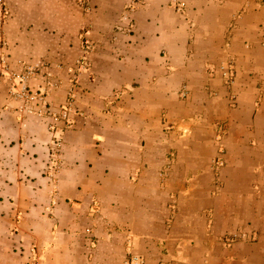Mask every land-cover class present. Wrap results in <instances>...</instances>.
<instances>
[{
    "label": "crops",
    "instance_id": "obj_1",
    "mask_svg": "<svg viewBox=\"0 0 264 264\" xmlns=\"http://www.w3.org/2000/svg\"><path fill=\"white\" fill-rule=\"evenodd\" d=\"M132 1L94 0L85 14L79 0H9L11 68L48 60L47 100L70 118L27 112L0 73V264H125L133 252L144 264H264V162L245 169L254 155L264 158V144L248 147L264 142V104L254 121L245 70L255 58L244 47L245 30L257 29L254 0H138L134 34L114 37V20ZM245 7L228 50L225 32ZM30 13L33 25L15 16ZM233 56L243 82L233 88L236 107L218 74ZM47 84L42 75L31 80L35 89ZM221 125L233 163L218 190L200 150L215 147ZM52 126L63 138L60 156H52ZM178 140L196 167L171 169L160 182ZM242 228L256 241L220 242Z\"/></svg>",
    "mask_w": 264,
    "mask_h": 264
},
{
    "label": "rangeland",
    "instance_id": "obj_2",
    "mask_svg": "<svg viewBox=\"0 0 264 264\" xmlns=\"http://www.w3.org/2000/svg\"><path fill=\"white\" fill-rule=\"evenodd\" d=\"M34 1H36V0H34ZM93 1L94 0H79L78 4L81 8V11L85 14H86V10H88V13H93V6H92ZM220 1L225 2V3H222L225 5L226 1L231 3L234 0H219V2ZM3 2H5V4H6L7 15L4 19V17H2L3 15L0 11V24H2V26L4 28V39H5V42L7 45V51H9V45L10 44H9L8 36L6 33H7V28L9 27L10 20L13 16L12 15L13 13L11 11L9 0H3ZM182 2H184V1H182ZM182 2H179V4ZM253 2L254 3L251 6H249L248 9H251L252 13H257V14L255 16L253 15L251 17L250 24L256 25L257 29L256 30H254V29L245 30V32H246L245 36H246L247 41L244 42V47H245V50L253 52V56L255 57L253 61L247 62L246 66H245L246 75L249 77L246 80L255 89L254 91L256 93L255 95H253L254 96V98H253L254 109L252 111V113H255V114H253V120L255 121V119L257 118V117L255 118L256 115L258 117H260V114L262 113L261 105H262V103L264 104V99L262 97V94H263L262 92H264V0H254ZM184 3L186 4V2H184ZM140 5H141V2H139L138 0L132 1L131 3L126 5L125 9L121 12V14L118 15L117 18H115V20H114L115 28L113 31L114 37H116V33L117 34L120 33V34L124 35L125 37L131 36L134 34L135 31H133V33L131 35L126 32L127 24H124L122 22V18L124 15H126L128 13L129 7L135 6V11H137L139 9ZM245 10H246V7L243 8L242 12H239V14L235 15L234 19H231V23L229 25V28L225 32V46H226V49H228V50L231 47V43L229 40H231L233 38L234 32L238 26L237 23L243 17ZM135 11L131 14L128 13V14H130V18H129L128 22L132 23L134 25L133 30H135V23H134L135 20L133 18V14L135 13ZM15 16H17L18 19L23 18V20L26 21L25 25H27V24L33 25L35 22V19L37 18L38 15L36 13H30V14H22V15H15ZM120 27H123V28L125 27V31H119L118 28H120ZM204 29H205V23H204ZM29 32H32V30L26 31L23 29L24 34H26V33L29 34ZM51 33L52 32H50V34ZM85 46H86L85 52L87 54H90L92 51L95 50V46L93 45V43L90 40L86 43ZM34 50H36V49H34ZM41 50H42V48L37 49L35 53H40ZM85 56L86 55H84V57ZM82 60H83L82 58L79 59L80 65L83 63ZM237 63H238L237 58H235L234 56L231 58L227 57L226 59L224 58L219 62V68H218V74L221 77L220 79H221L222 85H224L228 90V101L230 103V106H233V107H236L237 103H238V97L233 92V88H234V86L236 87L237 84L243 85V82L241 80L239 81V79H238ZM28 64L45 66V68L49 69L52 73H54L52 71V64L48 60L42 59L41 61L38 60L34 63L31 62ZM228 68H230V70L233 73L232 83H228V80L226 79V77L224 75L226 69H228ZM12 70L16 71L14 69H12ZM33 89H35V88H33ZM215 96H216V98L220 97L217 93H215ZM233 97H235V98L233 99ZM223 125H221V127H219L218 133L215 137V143H214L215 147H213V148L208 147L207 144H206L207 147H203L201 144L202 147L200 150L201 153H203V157L200 158V161L202 162V164L204 166L203 169H212V171L214 172V175L216 178V183H215L216 189L219 188L218 185L222 184L221 178H222V174H224L225 169H230V167L233 163V157H232V159H230L228 148H227V136L229 135V128L227 126H223ZM254 128H256V127H254ZM185 144L186 143H181L180 140H178L177 142L176 141L172 142L173 147L171 148L170 154L168 156L169 162L163 168V171L160 172V176H159L160 182L167 180L170 177L171 169H177L176 170L177 172H179L180 169H195L196 163H195L194 159L193 158H187L183 155L184 152L182 150V147L183 146L185 147ZM263 144H264V142H251L248 144V147L251 148V151H258L259 147L262 146ZM259 156L254 155L252 157L253 158L252 164H250L248 166V168H245V169H251V168L255 169L256 166H258V165H256L258 159H262L264 162V158L259 157ZM261 167H263V165ZM261 167L259 166L258 168L262 169ZM234 169H244V168L236 166ZM173 178H174L173 181L176 182L179 180L180 176L174 175ZM178 213H179V211H178ZM166 230H168L167 227H166ZM179 230H181V226L178 227L177 231H179ZM242 234H246L247 237L245 239H239L238 241H235V242L230 241V239L234 235L239 236ZM255 241L256 240H254L252 237H250V234L243 228L237 230L236 232L226 234L223 237H221V239H220V242L222 244H224L225 246L227 245L226 248L230 247V246L232 247L236 243H245V242L246 243H253ZM130 254H135V255L140 256L142 259V264H144V259H143V256L141 254H139L138 252H133ZM130 254L128 255V258L130 257ZM159 264H171V263L162 261Z\"/></svg>",
    "mask_w": 264,
    "mask_h": 264
},
{
    "label": "built area",
    "instance_id": "obj_3",
    "mask_svg": "<svg viewBox=\"0 0 264 264\" xmlns=\"http://www.w3.org/2000/svg\"><path fill=\"white\" fill-rule=\"evenodd\" d=\"M180 12H184L186 9V4L184 2L180 3L178 8ZM128 13H133L135 11V6H131L128 9ZM0 11L2 13V17H6L7 8L5 2L0 0ZM126 14L122 18V22L127 24L126 32L130 35L133 33L134 25L129 23L130 14ZM123 25V24H122ZM119 31H125V27L118 28ZM0 72L3 76L7 77L10 81V95L12 98L24 103L26 105L27 112L35 113L39 116H49L54 119L56 122H68L70 118V113L67 110H63L62 112L54 113L50 103L48 102V91L49 87H54V75L53 73L45 68V66L40 65H31V64H23L21 70L13 71L10 66V62L7 55V45L4 39V28L2 24H0ZM38 75H42L48 81V84L45 86H40L39 89H33L31 86V80L36 78ZM228 83H232L233 73L230 68L226 69L224 73ZM181 98L187 99L189 96L188 88L184 87L180 93ZM235 97H233L234 99ZM36 105V106H33ZM51 130H54L53 137V148L54 152L52 156H60L62 148H63V138L58 136V131L55 126L51 127ZM247 237L246 234L242 235H234L230 241L235 242L239 239H245ZM125 264H142V259L140 256L135 254H130V257L127 259Z\"/></svg>",
    "mask_w": 264,
    "mask_h": 264
}]
</instances>
